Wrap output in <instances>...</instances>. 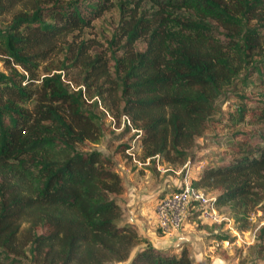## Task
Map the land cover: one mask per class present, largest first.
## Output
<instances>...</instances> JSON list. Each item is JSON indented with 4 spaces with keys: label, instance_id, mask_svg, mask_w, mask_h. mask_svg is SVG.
Masks as SVG:
<instances>
[{
    "label": "trees",
    "instance_id": "trees-1",
    "mask_svg": "<svg viewBox=\"0 0 264 264\" xmlns=\"http://www.w3.org/2000/svg\"><path fill=\"white\" fill-rule=\"evenodd\" d=\"M87 1L0 0V264H194L124 223L122 177L111 158L84 150L103 136L94 99L143 132L145 160H187L232 93V127L262 123L264 0ZM115 6L121 25L107 51L82 36ZM70 68L81 72L74 88ZM255 74L259 102L237 89ZM262 131L256 142L228 138L235 150L195 189L221 191L216 205L243 213L262 204Z\"/></svg>",
    "mask_w": 264,
    "mask_h": 264
},
{
    "label": "rangeland",
    "instance_id": "rangeland-1",
    "mask_svg": "<svg viewBox=\"0 0 264 264\" xmlns=\"http://www.w3.org/2000/svg\"><path fill=\"white\" fill-rule=\"evenodd\" d=\"M123 1L114 0V4ZM90 4H95L94 0L84 3L85 6ZM146 6L151 8L148 3ZM120 25L121 13L115 6L94 20L93 27L86 30L82 37L95 40L99 48L109 51L110 42L119 34ZM143 47L144 44H137V48ZM5 71L4 59L0 56V72ZM40 74L43 76L44 72L41 71ZM63 74L71 88L75 87L76 81L81 80V72L77 69L70 68ZM250 80L253 83L247 81L248 85L238 81L237 89L249 95L254 102H259L258 92L262 80L256 74ZM237 97V94L232 93L220 100L222 112L213 119L205 135L196 141L187 160L176 163H169L159 156L145 160L143 132L133 126L127 115H118L106 108L102 99H94L99 102V108L95 111L105 114L103 136L97 144L87 143L84 150H97L112 159L124 184V191L117 198L124 212V223L133 226L144 241H149L151 235H163L156 215L157 203L176 192L187 180L193 183L210 165H217L219 157L233 152L235 146L230 145L233 140L230 142L228 138L233 136L235 139L234 135L240 131L252 135V142H256L260 137L259 133H263L264 121L260 124L245 122L239 127H232L230 116L241 103V99ZM252 100L249 106L255 108L258 105H252ZM92 107L93 105H89L90 109ZM203 193L209 200L205 206L213 207L221 221L214 223L202 219L200 206L197 205V209L189 211L182 230L175 234L174 243L166 245L168 248L163 250H172L178 255L187 251L194 264H264V239L261 237L264 229V202L254 209L249 207L243 213L230 204L217 206V197L221 191L210 190ZM144 247L146 245L142 243L135 252ZM24 264L32 263L29 259H24ZM121 264H130V261Z\"/></svg>",
    "mask_w": 264,
    "mask_h": 264
},
{
    "label": "built area",
    "instance_id": "built-area-1",
    "mask_svg": "<svg viewBox=\"0 0 264 264\" xmlns=\"http://www.w3.org/2000/svg\"><path fill=\"white\" fill-rule=\"evenodd\" d=\"M203 192L195 189L193 183L187 180L176 192L163 197L157 203L156 215L164 236L174 237L180 232L189 217V211L197 209V205L200 206L202 219L214 223L221 221L213 207L205 206L209 200Z\"/></svg>",
    "mask_w": 264,
    "mask_h": 264
},
{
    "label": "crops",
    "instance_id": "crops-1",
    "mask_svg": "<svg viewBox=\"0 0 264 264\" xmlns=\"http://www.w3.org/2000/svg\"><path fill=\"white\" fill-rule=\"evenodd\" d=\"M161 236V237H160ZM151 235L149 241L158 249H166L169 245L174 243L176 236L174 237H167L163 235ZM168 245V246H166Z\"/></svg>",
    "mask_w": 264,
    "mask_h": 264
}]
</instances>
